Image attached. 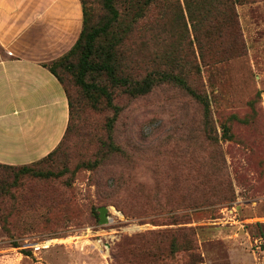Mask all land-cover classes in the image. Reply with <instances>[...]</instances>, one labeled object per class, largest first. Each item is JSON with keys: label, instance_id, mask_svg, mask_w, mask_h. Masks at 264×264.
Returning <instances> with one entry per match:
<instances>
[{"label": "rangeland", "instance_id": "374dc122", "mask_svg": "<svg viewBox=\"0 0 264 264\" xmlns=\"http://www.w3.org/2000/svg\"><path fill=\"white\" fill-rule=\"evenodd\" d=\"M86 2L93 19L104 14L101 0ZM169 3L165 17L142 27L159 29L172 50L186 28L178 4ZM236 11L237 56L202 66L189 80L208 97L219 146L202 139L200 105L171 85L118 101L119 155L100 156L110 112L75 113L63 145L38 166L56 175L19 173L0 190V264H22L20 255L7 256L17 253L38 264H115L116 252L118 264H191L182 252L151 261L118 247L126 237L184 226L194 229L199 246L201 262L192 264H264V0ZM221 46L232 43L224 38ZM134 51L138 59L150 56L143 42ZM232 114L249 123L231 124ZM222 124L235 138H221ZM97 159L94 168L80 166ZM200 199L233 200L193 208ZM100 206L108 208L107 223H99ZM44 239L55 240L36 252L23 247Z\"/></svg>", "mask_w": 264, "mask_h": 264}, {"label": "trees", "instance_id": "16d2710c", "mask_svg": "<svg viewBox=\"0 0 264 264\" xmlns=\"http://www.w3.org/2000/svg\"><path fill=\"white\" fill-rule=\"evenodd\" d=\"M170 1L101 0L104 14L95 20L86 0H80L82 27L76 42L63 55L44 64L62 84L67 96L69 119L66 131L59 144L39 160L23 165L0 163V190L13 175L19 173L36 177L55 174L38 166L49 160L63 145L72 131L74 114L78 115L85 109L93 113H111L106 118V137L100 144L102 154H99L101 157L119 155L122 150L113 136L114 125L122 111L118 101L145 96L163 85L184 91L200 105L202 139L209 145L219 146L208 97L189 80L200 75L202 66L217 65L237 56L239 45L236 42L241 34L236 6L254 0H182V3L181 0H175L184 19L186 34L183 43L172 50L166 36L155 33L159 29L142 27L151 17L156 22L165 17L171 6ZM224 38L232 43L230 49L221 46ZM141 42L150 49V56L138 59L134 48ZM228 120L231 124L249 123L246 117L236 114L230 115ZM221 127L222 139L235 138L229 125L222 124ZM98 164L97 159L81 162L80 166L94 168ZM232 200L215 199L210 203L208 199H200L193 204V208ZM176 223L180 222L173 220L171 224ZM118 247H124L128 256L142 253L151 261L163 260L182 252L191 264L201 262L196 233L187 226L126 237ZM112 257L118 264V252L113 253Z\"/></svg>", "mask_w": 264, "mask_h": 264}, {"label": "crops", "instance_id": "0c3cea01", "mask_svg": "<svg viewBox=\"0 0 264 264\" xmlns=\"http://www.w3.org/2000/svg\"><path fill=\"white\" fill-rule=\"evenodd\" d=\"M81 27L80 0H0V163L29 164L61 141L67 96L44 64L67 52ZM19 255L38 264L7 256Z\"/></svg>", "mask_w": 264, "mask_h": 264}, {"label": "built area", "instance_id": "2783aa9c", "mask_svg": "<svg viewBox=\"0 0 264 264\" xmlns=\"http://www.w3.org/2000/svg\"><path fill=\"white\" fill-rule=\"evenodd\" d=\"M55 239H44L40 241H30L23 245L25 248L32 249L34 252L48 249Z\"/></svg>", "mask_w": 264, "mask_h": 264}, {"label": "water", "instance_id": "95a60500", "mask_svg": "<svg viewBox=\"0 0 264 264\" xmlns=\"http://www.w3.org/2000/svg\"><path fill=\"white\" fill-rule=\"evenodd\" d=\"M97 211H98L99 223H101V224L107 223V221H108V216H107L108 208L106 206H100V207H98Z\"/></svg>", "mask_w": 264, "mask_h": 264}]
</instances>
